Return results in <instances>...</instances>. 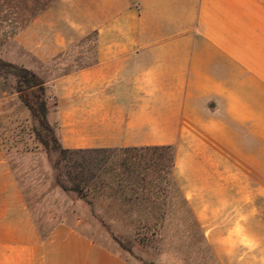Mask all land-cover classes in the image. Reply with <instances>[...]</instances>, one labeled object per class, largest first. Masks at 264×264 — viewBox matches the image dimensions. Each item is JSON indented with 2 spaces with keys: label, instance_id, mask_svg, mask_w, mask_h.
Instances as JSON below:
<instances>
[{
  "label": "crops",
  "instance_id": "1",
  "mask_svg": "<svg viewBox=\"0 0 264 264\" xmlns=\"http://www.w3.org/2000/svg\"><path fill=\"white\" fill-rule=\"evenodd\" d=\"M10 21L3 3L0 30ZM12 41L22 54L4 60L44 80L63 148L174 146L173 177L204 234L241 188V158L264 188V0H55ZM9 77L0 109L33 126ZM238 248L239 264H264L263 244ZM0 264L134 263L78 221L41 235L0 145Z\"/></svg>",
  "mask_w": 264,
  "mask_h": 264
},
{
  "label": "rangeland",
  "instance_id": "2",
  "mask_svg": "<svg viewBox=\"0 0 264 264\" xmlns=\"http://www.w3.org/2000/svg\"><path fill=\"white\" fill-rule=\"evenodd\" d=\"M52 1L0 0V6L3 3L6 5L7 17H11L7 27L0 30L1 75L10 78L8 71L11 68L1 64L5 61L4 58L22 54L21 48L12 41L16 29ZM7 85L3 83L1 87L8 89ZM5 106L0 109V145L7 151L9 162L41 235H46L57 221H78L79 227L95 241L118 252L134 264H239L241 248L238 245H264V188H256L259 181L252 171V158H241L244 162H241V188L231 189L230 203L214 206L217 212L215 219L203 222L207 224L206 227L213 226L216 234H204L199 225L208 248L189 220L175 188L170 189L167 200L169 203L163 216L165 223L162 235L153 238L142 233L132 235V221L136 217L140 219L144 214L125 211L126 198L130 193L125 198L119 193L99 190L92 196L99 213L93 211L76 193L63 190L57 184L53 163L58 152L52 148L53 142L48 133L37 125L41 136L47 140L46 151L40 143L34 145L29 140L28 134L32 126L20 123L17 110L5 109ZM53 132L57 137L55 129ZM106 156V161L110 164H119L124 157L119 151L109 152ZM63 164L61 162L60 166ZM61 179L65 182L64 177ZM131 204L135 210H140L141 205L153 207L147 192L140 193L139 198H133ZM228 230L233 231L230 236L225 235ZM229 244L235 246L230 252L225 251Z\"/></svg>",
  "mask_w": 264,
  "mask_h": 264
},
{
  "label": "trees",
  "instance_id": "3",
  "mask_svg": "<svg viewBox=\"0 0 264 264\" xmlns=\"http://www.w3.org/2000/svg\"><path fill=\"white\" fill-rule=\"evenodd\" d=\"M1 64L11 68L8 73L14 78L15 91L20 93L23 104L31 113L34 122L32 131L37 142L47 151V140L41 136L37 128L38 125L48 133L50 141L53 142L52 148L58 152L53 169L56 182L63 190L76 193L97 213L99 211L92 197L97 191L107 190L124 195L125 198L130 193L126 198L127 202L125 201L127 203L125 211H138L144 214L140 219L136 217L132 221V235L138 236L142 233L144 236L153 238L162 235L161 230L165 223L163 216L169 203L167 200L170 196V189L175 188L189 215V220L195 225L202 243L208 248L203 232L173 177L175 152L173 145L127 148H63L58 137L54 135V126L47 120L48 106L43 85L44 80L22 66L5 61H2ZM116 151L122 152L124 157L119 164H110L106 161V154ZM61 162L64 163L62 167L60 166ZM62 177L65 178L66 183L70 184H66L61 179ZM145 192L148 193V196L150 195L153 207L141 205L140 210L133 209L130 206L133 198H139V194ZM27 206L29 208L28 203ZM29 210L31 212L30 208ZM123 258L129 261L125 257Z\"/></svg>",
  "mask_w": 264,
  "mask_h": 264
}]
</instances>
